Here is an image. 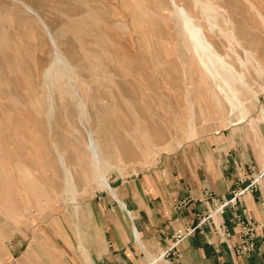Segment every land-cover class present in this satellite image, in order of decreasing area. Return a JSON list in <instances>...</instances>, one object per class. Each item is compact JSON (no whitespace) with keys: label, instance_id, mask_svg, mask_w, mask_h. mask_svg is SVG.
<instances>
[{"label":"rangeland","instance_id":"374dc122","mask_svg":"<svg viewBox=\"0 0 264 264\" xmlns=\"http://www.w3.org/2000/svg\"><path fill=\"white\" fill-rule=\"evenodd\" d=\"M175 6L242 73L234 109ZM220 154L264 170V0H0V264H92L101 218Z\"/></svg>","mask_w":264,"mask_h":264},{"label":"crops","instance_id":"0c3cea01","mask_svg":"<svg viewBox=\"0 0 264 264\" xmlns=\"http://www.w3.org/2000/svg\"><path fill=\"white\" fill-rule=\"evenodd\" d=\"M238 163L244 165L240 174L245 181L241 183H237ZM245 163L248 166L251 162L220 154L214 160L218 168L214 175L203 172L199 178H190L183 173L180 182L166 180L142 187L140 197L131 202L130 221L120 213L115 221L107 215L95 225L99 244L93 246L92 264H145V253L156 257L173 245L177 252L173 249L157 264H264V170L247 171ZM255 176L258 182L248 187ZM237 189L246 191L233 200ZM223 203L228 205L214 212ZM217 213L216 222L213 218ZM202 219L196 231L186 235ZM238 219L259 226L254 250L248 256L236 253L241 240ZM216 223L230 232L227 242H218L211 235ZM180 232L186 236L175 242Z\"/></svg>","mask_w":264,"mask_h":264},{"label":"bare ground","instance_id":"6f19581e","mask_svg":"<svg viewBox=\"0 0 264 264\" xmlns=\"http://www.w3.org/2000/svg\"><path fill=\"white\" fill-rule=\"evenodd\" d=\"M207 4L202 3L201 9H202L203 15L205 16V20L207 22H210L211 20H214L216 16L213 13L214 10H212L211 5L210 4L207 5ZM174 8H176V13L178 14L179 18H181V20L183 21V32L185 33V41L190 46V49L192 51L193 56L195 57V59L197 61V64L200 65L201 69L205 73V76L207 78L211 79L214 86L219 90V93L225 97L229 106L234 109L235 104L237 103V92H238L237 88L242 83V73L240 71L235 70L232 65L228 64L225 61V59H223L219 54H217L213 50L212 46L207 42V40L205 39V36L202 34L201 28L195 24V22L193 21L192 18H190L186 13L183 12V10L177 8L176 6ZM29 58H30V56H29ZM31 59H33V58H31ZM24 64H25V62H24ZM51 76H52V74H51ZM29 77H31V76H29ZM68 81H70L69 78H68ZM29 96H31V94ZM75 96H77V95H75ZM77 98H79V97H77ZM80 98H81V96H80ZM78 105L81 108L82 99H79ZM50 110H51V108H50ZM2 123H5V122H2ZM6 126H7V124H6ZM88 148L92 152H94V148L92 147L91 143L89 144ZM93 162H94L93 168H94V170H97V168L99 166V162H98V160L94 154H93ZM16 168L18 169V167H16ZM102 183H105V181ZM106 185H107V183H106ZM105 187L108 190L112 191L111 187H109V186H105ZM33 190H34V188H33ZM119 203H120L121 208L124 209V207L122 206V203L121 202H119ZM134 238H135V240H138V235L136 232L134 234ZM162 257H163V253H161L157 257L153 258L152 262H157L159 260H162Z\"/></svg>","mask_w":264,"mask_h":264},{"label":"built area","instance_id":"2783aa9c","mask_svg":"<svg viewBox=\"0 0 264 264\" xmlns=\"http://www.w3.org/2000/svg\"><path fill=\"white\" fill-rule=\"evenodd\" d=\"M234 196L237 197L238 195L235 194ZM226 205L227 203L221 205L215 212L221 211V209ZM202 222H204V219H202L199 222L198 226ZM240 228H241V232H240L241 240H240V245L236 249V253L239 256H248L254 250V240L256 238V234H257V230L259 226L257 224H249V223L241 222ZM195 230H196V227L189 228L186 231V235L193 234ZM186 235L184 234L183 236L182 235L179 236L178 234L177 239H175V242L180 241ZM211 235L215 237L218 240V242H227V240L230 238V233L222 225H214ZM175 246L176 245H173L170 249L166 251L165 254L170 253L175 248ZM174 251L177 252L175 249Z\"/></svg>","mask_w":264,"mask_h":264}]
</instances>
